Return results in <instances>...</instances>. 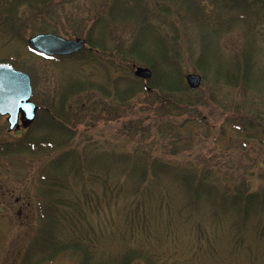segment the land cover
<instances>
[{"label": "rangeland", "instance_id": "obj_1", "mask_svg": "<svg viewBox=\"0 0 264 264\" xmlns=\"http://www.w3.org/2000/svg\"><path fill=\"white\" fill-rule=\"evenodd\" d=\"M24 1L19 0V33L9 38L0 30V62L28 73L32 79V100L56 111L69 126L49 125L46 111H41L31 125L20 118L17 128L10 130L7 117L0 115V264H82L81 258L66 249L67 241L76 237L75 226L66 218L76 217L78 212L69 205L60 206L58 200L78 201L89 189L109 197L98 212L81 208L86 219L82 227L94 229L100 260L121 256L126 249L138 245L150 250L157 264H264V232L258 229L257 218L244 231L245 243L235 246L231 227L234 208L229 195L218 197L211 189L212 194L203 193L194 204L191 203L194 182L167 176L147 182L138 192L134 179L121 175L124 166L112 161L109 162L113 174L109 175L115 178L108 182L112 186L118 184L119 189L106 193L102 179L91 180L87 171L80 178L75 177L74 171L61 178L55 164L57 157L66 152L81 156L140 150L188 169L190 174L208 173L209 181L220 189L230 186L232 192L236 183L246 181L251 191L264 196V133L259 131L257 135L250 125H241L249 118L243 112L264 110V7L254 5L250 15L255 26L251 33L239 21L228 31L216 28L217 42L209 52L213 68L206 75L197 64L202 46L196 28L184 31L180 26L182 40L178 49L185 79L190 73L202 76L195 97L199 95L205 102L199 108L201 117L186 123L188 131L184 128L183 137L188 140L173 148L170 140L158 135L152 124H147L145 133L138 130L129 133L121 120H110L123 109L98 88L64 98L72 85L88 81L108 85L109 78L124 77L128 69L117 57L107 58L101 49L95 48L98 62L89 60L92 54L88 49L75 57L52 60L39 55L28 43L30 37L49 32L65 38L102 41L107 53H111L117 43L127 46L136 34L132 21H120L125 13L131 12L128 9L133 8V1L127 0L126 9L127 1L123 0H55L40 18ZM2 4L0 0V7ZM215 18L213 24L217 27L219 20ZM245 55L249 56L251 76L258 78L257 83L235 87L217 79L215 66L223 64V68L232 71L237 61H244ZM131 74L135 76L133 71ZM141 82L145 87L147 80L141 78ZM77 119L79 122L75 124ZM183 120L179 118L176 122L185 123ZM28 125L30 128L24 131ZM43 141L59 146L44 151L38 146ZM188 141L192 144L187 145ZM27 144L36 145V150L27 148ZM172 151L179 153L173 155ZM96 166L109 165L101 162ZM136 202L147 203L148 220L146 228L138 225L133 231L127 225V216ZM217 211L224 217H216ZM261 224L264 227V218ZM133 264L146 263L138 259Z\"/></svg>", "mask_w": 264, "mask_h": 264}, {"label": "trees", "instance_id": "obj_2", "mask_svg": "<svg viewBox=\"0 0 264 264\" xmlns=\"http://www.w3.org/2000/svg\"><path fill=\"white\" fill-rule=\"evenodd\" d=\"M126 1L123 0L124 3ZM129 1H133V8H127ZM129 1L125 3V8L131 12L125 13V17L120 21H132L131 23L136 25L137 30L132 41L127 46L117 43L115 49L111 53H107L108 49L102 41L86 38L89 48L83 50V52L86 49L90 51L92 55H89V60L94 62L100 61V58L96 57L95 53L97 52L95 48L101 49V53L108 56L107 58L114 60L117 57L116 59H119L120 63L123 66L125 64L127 67L128 71L125 72L126 75L120 79L112 80L109 78L108 85L105 83L97 85L96 83H92V81L72 85L69 92L64 94V98L67 99L71 95L98 88L103 96L107 98L113 97L121 105V109H123L117 117L110 118V120H121L124 123V128L127 127L126 130L129 133L132 130L145 133L148 129L146 127L148 126L147 124H152L156 128L158 135L163 138L167 137L170 140L171 147H180L182 141L188 140L187 137H183L186 123L201 117L199 108L205 102V98L199 95L195 97L198 89H191L185 79L181 54L178 49L179 43L182 40V34L180 35L179 33V30H181L180 26L185 28L184 31L191 27L196 28L202 46L197 64L205 71L206 75L213 68L214 60L209 57V52L217 42L214 36L217 33L215 31L216 28L228 31L233 23L235 24V22L239 21V23H242L247 28V33H251L254 24L250 14L256 7L254 5L258 4L264 7V0H152L151 3H148V0ZM54 2L55 0L24 1L25 4L31 5L36 16L39 18L43 17ZM2 3L0 7V30H4L10 38L19 33L17 25V15L20 9L19 0H2ZM113 11L115 12V8ZM113 11L110 14H113ZM215 16L219 20L218 26L216 25L217 27H214L213 24V20H216ZM162 27H165L164 30H162ZM211 28H214V30ZM73 56L75 57L76 55ZM245 56L248 58L245 57L242 62L237 61V65L234 64L232 71L229 68H223V64L215 66L217 69V79L225 80L226 83L232 84L235 87H246L257 83L256 80L258 78L253 79V76H251L249 56ZM55 58L49 59L53 60ZM139 65H149L153 71V76L150 80H147L145 87L142 85L141 78L137 77L134 73L135 66ZM114 66L117 67L115 64ZM224 66L227 67L225 64ZM132 71L135 76L131 74ZM38 105L37 115L41 111H46L49 117V125L55 123L69 126L64 122L65 120H63L61 115L59 117L56 115V111L49 108L46 109L39 103ZM235 107L239 106L236 105ZM94 110L92 109L91 112H94ZM236 112L238 113L239 111ZM243 113H248L249 118L246 123H242L241 125H250L251 129L257 130L255 131L257 135L260 133L259 131L264 133L263 109L254 108ZM37 118L38 116H36ZM179 118H184L183 121L185 123L177 124L176 120ZM74 121L75 124L79 122L78 119ZM28 124L31 125V123ZM29 125L25 127L24 131L30 128ZM239 127L241 128L240 125ZM241 129L245 131V129ZM185 131H188V129L186 128ZM190 136L192 137L191 133ZM253 138H256V136ZM65 139L62 143H59L61 146L65 143ZM190 142L188 141L186 144L191 145L192 143ZM59 144L56 145L59 146ZM56 145L52 141H43L41 144H38L41 150L43 149L44 151L53 150ZM32 147L35 149L36 145L30 146L29 144L27 148L30 149ZM178 153L176 151L171 152L173 155H177ZM109 161L124 166L120 171L121 175L122 173L127 174L130 179H134L138 192L140 191V187L147 182L158 181L167 176L175 180L179 178L183 181L194 182L191 189L194 197L191 203L194 204H196L195 200L199 199L203 193L212 194L210 192L211 189L215 191L218 197L229 195L231 206L234 208L231 214L233 216L231 227L234 232L233 242L235 246L245 243L246 236L244 231L254 218H257L260 232H264L263 224H261V219L264 218V196H261L256 191H251L246 181L236 183L232 188V192L230 186L220 189L216 183L209 181L211 176L208 173L204 174V172L198 173L197 171H192L190 174L188 169L179 167V165H172V162L168 160L151 156L146 151L140 150L120 153L113 152L111 154L94 152L81 156L78 154L73 155L72 152H66V154L63 153L57 157L55 164L61 178H65L66 175L73 171L75 172L73 173L75 177L80 178L82 177V173H84L83 171H87L91 180H103L102 184L106 193L113 190L118 192V184L114 183V186H112L111 182H108L111 177L112 179L115 178L109 175L113 174L110 171L111 165ZM101 162H106L109 166L107 168L97 167L96 165ZM108 198L104 194L99 196L93 189H89L88 192L84 191L78 201L58 200L60 206L69 205V207L78 212V216L66 218L70 220L69 222L72 227L75 226L73 229L76 231V237L73 240L67 241L66 249L71 250L76 256L81 258L82 264H133L138 259L144 260L146 264H157L152 252L138 245L135 248L126 249L121 256L111 258L108 261L97 258L96 250L98 247L97 242H95L96 239L94 240L95 232L91 226L85 229L82 227L85 224L83 221L86 220L82 210L87 207V209L98 212L101 203L109 202ZM211 202H213V199H211ZM146 204L136 202L135 206L131 208L127 216V225L130 230L134 231L138 225L141 228L142 226L147 227L148 210ZM216 213V217H224L221 211H217ZM168 223L169 226L172 225V217L168 219ZM81 227L84 232L81 231Z\"/></svg>", "mask_w": 264, "mask_h": 264}, {"label": "water", "instance_id": "obj_3", "mask_svg": "<svg viewBox=\"0 0 264 264\" xmlns=\"http://www.w3.org/2000/svg\"><path fill=\"white\" fill-rule=\"evenodd\" d=\"M28 43L34 51L46 56H69L82 51L86 41L48 32L30 37ZM134 73L145 80H150L153 76L152 69L145 66H137ZM186 81L191 89H197L201 85L202 76L190 73L186 75ZM32 96L30 75L8 62H0V115L7 117L10 130L17 128L20 118L25 124L35 120L38 106Z\"/></svg>", "mask_w": 264, "mask_h": 264}]
</instances>
